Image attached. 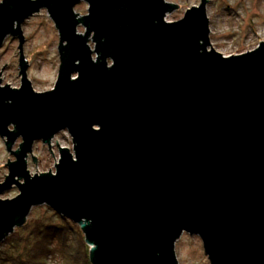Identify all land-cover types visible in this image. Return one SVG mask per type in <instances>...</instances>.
<instances>
[{
    "label": "water",
    "instance_id": "obj_1",
    "mask_svg": "<svg viewBox=\"0 0 264 264\" xmlns=\"http://www.w3.org/2000/svg\"><path fill=\"white\" fill-rule=\"evenodd\" d=\"M207 3L166 21L178 6L165 0L0 2V48L17 38L20 76L18 88L0 79V138L13 157L0 195L18 190L0 198V244L46 205L79 226L91 264H178L183 233L210 264H264V42L215 51ZM42 9L59 68L36 92L21 25ZM62 131L71 149L56 141L54 172L31 174L33 144L50 150Z\"/></svg>",
    "mask_w": 264,
    "mask_h": 264
},
{
    "label": "rangeland",
    "instance_id": "obj_2",
    "mask_svg": "<svg viewBox=\"0 0 264 264\" xmlns=\"http://www.w3.org/2000/svg\"><path fill=\"white\" fill-rule=\"evenodd\" d=\"M2 0H0L1 2ZM177 5V9L167 14L166 21H177L184 12L199 4V0H165ZM79 16L87 13V4L81 2L74 7ZM206 13L209 19L211 47L224 56L236 55L254 49L260 42H264V0H208ZM24 36L23 54L27 61V78L31 81L36 92L50 90L57 77L59 56L57 52L58 32L45 9L28 18L21 25ZM82 26L78 32L83 33ZM18 40L8 36L0 48V79L1 84H8L12 88L20 85L18 68ZM6 64V65H5ZM2 69V70H1ZM72 147L71 138L66 131H62L52 139L50 150L41 141L33 144L32 156L36 157V164L32 157H28L27 168L31 174L54 172V164L58 158V146ZM20 139L13 147L16 149ZM54 156V157H53ZM13 157L5 149L0 138V182L7 174V162ZM18 194L16 187L0 195L1 199H11ZM46 205L33 207L26 221L38 217H49ZM53 211V210H51ZM54 218V217H53ZM14 231H22L16 227ZM7 245L0 244V249ZM175 254L178 264H210L204 254L202 243L197 236L183 233L175 243Z\"/></svg>",
    "mask_w": 264,
    "mask_h": 264
},
{
    "label": "trees",
    "instance_id": "obj_3",
    "mask_svg": "<svg viewBox=\"0 0 264 264\" xmlns=\"http://www.w3.org/2000/svg\"><path fill=\"white\" fill-rule=\"evenodd\" d=\"M49 217L25 222L0 249V264H91L89 247L78 225L50 208ZM54 217V218H53Z\"/></svg>",
    "mask_w": 264,
    "mask_h": 264
},
{
    "label": "built area",
    "instance_id": "obj_4",
    "mask_svg": "<svg viewBox=\"0 0 264 264\" xmlns=\"http://www.w3.org/2000/svg\"><path fill=\"white\" fill-rule=\"evenodd\" d=\"M51 146H52V141H51Z\"/></svg>",
    "mask_w": 264,
    "mask_h": 264
}]
</instances>
